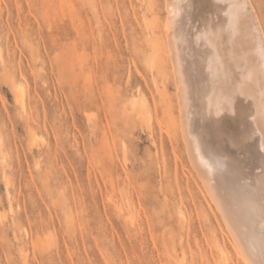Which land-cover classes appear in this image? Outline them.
<instances>
[{"label": "rangeland", "instance_id": "1", "mask_svg": "<svg viewBox=\"0 0 264 264\" xmlns=\"http://www.w3.org/2000/svg\"><path fill=\"white\" fill-rule=\"evenodd\" d=\"M167 13L0 0V264H245L186 152Z\"/></svg>", "mask_w": 264, "mask_h": 264}, {"label": "bare ground", "instance_id": "2", "mask_svg": "<svg viewBox=\"0 0 264 264\" xmlns=\"http://www.w3.org/2000/svg\"><path fill=\"white\" fill-rule=\"evenodd\" d=\"M165 1L179 129L190 163L242 261L264 264L261 23L251 0Z\"/></svg>", "mask_w": 264, "mask_h": 264}]
</instances>
